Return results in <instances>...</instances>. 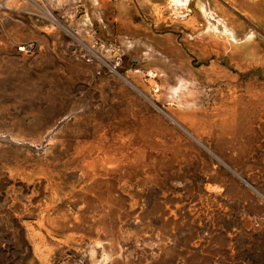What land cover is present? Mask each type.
Here are the masks:
<instances>
[{"label":"rangeland","instance_id":"rangeland-1","mask_svg":"<svg viewBox=\"0 0 264 264\" xmlns=\"http://www.w3.org/2000/svg\"><path fill=\"white\" fill-rule=\"evenodd\" d=\"M179 8L0 14V264H264V0Z\"/></svg>","mask_w":264,"mask_h":264},{"label":"built area","instance_id":"built-area-1","mask_svg":"<svg viewBox=\"0 0 264 264\" xmlns=\"http://www.w3.org/2000/svg\"><path fill=\"white\" fill-rule=\"evenodd\" d=\"M10 0H0V14L4 13L8 9V3ZM93 45H98V41L95 39ZM16 50L21 53H31L37 49V43L34 41H26L18 43Z\"/></svg>","mask_w":264,"mask_h":264},{"label":"bare ground","instance_id":"bare-ground-1","mask_svg":"<svg viewBox=\"0 0 264 264\" xmlns=\"http://www.w3.org/2000/svg\"><path fill=\"white\" fill-rule=\"evenodd\" d=\"M190 1L191 0H170V2H172V6H174V5L179 6L180 7L179 9H181L182 12L186 10V8H187L188 4L190 3ZM215 31H217V30L215 29ZM225 36L226 37H230L231 41H234V42H237V40H238L237 37H234L232 34H229V33H227V35H225Z\"/></svg>","mask_w":264,"mask_h":264}]
</instances>
